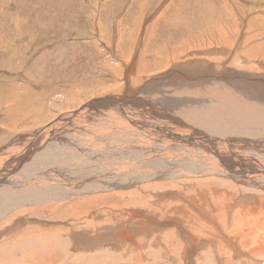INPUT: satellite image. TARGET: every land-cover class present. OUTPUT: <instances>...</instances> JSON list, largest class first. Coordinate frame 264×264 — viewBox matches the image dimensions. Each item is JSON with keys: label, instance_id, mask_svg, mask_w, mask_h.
Returning a JSON list of instances; mask_svg holds the SVG:
<instances>
[{"label": "bare ground", "instance_id": "bare-ground-1", "mask_svg": "<svg viewBox=\"0 0 264 264\" xmlns=\"http://www.w3.org/2000/svg\"><path fill=\"white\" fill-rule=\"evenodd\" d=\"M210 7L213 8V6ZM151 47L155 48V46ZM123 50L124 48L122 52ZM154 50L157 51V49ZM194 50L196 51V49ZM255 50L254 53H257ZM224 52H218L219 55L217 52L206 54L214 56H208V59L201 58L202 56L197 57L198 62L205 63L203 68L201 65L198 67L192 60L177 59L171 68H165L159 74H157L158 71L150 75L145 73L144 75H135L134 73L139 74L142 69L138 70V67H143V65L141 64L137 68L135 65V71H133V67L130 65L138 60L134 59L131 64L124 65L127 70L126 82L123 83L125 87L115 89L116 92H118L117 90L121 91L119 97L103 95L109 90L106 86L101 91L90 95L87 101L80 100L74 105L73 99H66L63 93V95L60 94V99L59 96L55 97L56 101L51 103L52 112H48L51 116L48 120L43 121L47 112L41 109H37L32 114V119L29 120L31 124H27L28 121L25 120L24 115L21 116L19 124L24 130L11 135L7 140L11 141L13 138L9 145L2 147L0 144V264H40V251L44 259L52 258L54 252L70 254V246L68 248L70 240L78 248L95 244L104 246L108 242L118 243L120 246L125 244L126 252L123 251L125 248L120 250L112 247L106 248L116 264L124 261H121L120 257H125V254H129L131 251L134 252L133 247L130 248L131 246L152 245L158 254H147L148 264L164 262L172 264L171 257L175 256L177 250L180 252L181 246H183L177 241L174 243V239L180 241L178 236L186 237L187 241L185 242H191L187 249L188 262L191 264L193 256L197 253L199 259L195 262L198 264H212V262L219 264L224 256H220L221 254L226 255L224 256L227 259L226 263L231 261L235 255H244L262 261L258 264H263L264 129L261 127L252 128L247 125L241 126L240 124L230 128L211 123H201L199 126L193 121L195 116L187 117L189 102L183 103L187 102L184 99L193 101L194 98L189 97L190 95H187L188 97L176 95L177 97H175L174 94L168 93L171 91V86L186 90L195 88L198 89V92L216 90L219 87L228 95H234L236 101H240L246 109L252 106L256 107L260 105L259 103L264 105V76H254L259 79L257 83L253 81L245 83L243 81L245 72L240 70L241 72L234 71L232 73L230 68L221 62L228 55V52L226 54ZM123 55L126 53L123 52ZM217 55L218 60H216ZM158 57L152 63L160 70L167 58L160 57L158 59ZM249 57L251 56L249 55ZM197 58H195L196 61ZM147 59L149 60L148 57ZM141 61L144 60H140V63ZM210 63L215 66H211ZM168 64L171 66L170 62ZM223 68H226V71L218 72ZM172 71L177 73H172ZM163 80L166 82L161 83ZM159 84L165 86H159ZM21 86L24 89L28 87L27 85ZM257 86L262 87V91L256 88ZM19 88L21 89V87ZM45 90L41 89L40 93L36 91L35 95L41 96L43 102H50L52 98ZM90 100H96V103H91ZM176 100L179 101L178 104ZM196 100L203 101L205 99L196 98ZM92 109L95 114L90 112ZM191 111L194 112V109ZM210 119L216 120L213 115L210 116ZM193 122L195 123L193 124ZM226 179L234 180L238 185H228L229 182L227 181L226 184ZM151 180L168 181V185H148ZM133 186L137 187L133 188ZM127 187L132 188L122 194L118 193L121 200L127 199V204L111 210L108 205L100 207L92 217L97 219L98 215L103 218L106 214L105 218L115 220L116 224L113 227L104 226L102 227L104 230L97 228L98 230L91 232L95 233L92 236L89 231L84 232L88 226H83L84 230H82L83 228L80 230L58 228L54 236L48 237L49 242L43 244L39 243L42 234L39 235L40 237L37 236L40 238H38L39 240L25 235L26 229L31 226L26 224L34 223V219L40 220L46 216L44 211L52 216H58L62 209L66 211L67 208L72 207L74 200L79 195ZM148 192L151 193V196ZM109 196L111 195L108 194ZM137 196L146 198V201L140 202ZM233 197H235V202L232 205L228 207L224 204ZM66 199L70 202H66ZM171 199L173 208L166 211ZM219 200L223 203V207L218 206L219 208L215 209L216 206H204V202H208L210 206L218 205ZM63 201L66 203H61ZM238 204L242 209L237 214L241 216L240 218H250L252 223L248 225H253L251 226L253 228L254 225L257 226L258 234L250 230L242 231L237 227L239 233L236 231L234 235L232 234L235 240L231 238L229 232H227L228 234L224 232L223 235L228 246H231L228 248L232 253L215 249L216 245L213 246L212 243V246L209 245L207 249H201L200 244H203L207 237L198 239V233L201 230L197 231L194 224L199 222L202 224V221L199 217L201 213L198 215L195 212L203 207L202 210L205 212L216 210L217 218L227 219L229 215L226 211L230 210L231 213L236 211ZM74 212L76 213V211ZM89 212L91 211L89 210ZM89 214L92 213H88V216ZM258 214L261 216L260 219H258ZM83 219L84 216L79 223H82ZM132 222L138 224H130ZM186 223L190 224L187 226L188 228L184 225ZM260 223H262V227L258 229L260 225L256 224ZM166 227L170 229H166ZM190 228H195L197 232L190 231ZM7 232L9 235L18 233L15 238L4 239ZM195 235L200 241H195ZM253 235L255 236L252 237ZM164 236L165 240L163 241ZM249 238L252 239L248 240ZM137 239L141 241L142 245L137 242ZM212 241L214 240L212 239ZM98 242L100 243L97 244ZM128 242L130 244H127ZM168 248L172 249L167 253L169 259L162 256L166 254ZM138 250L139 247L136 251ZM98 253L96 254L98 255ZM90 255L82 254L78 257H84L91 262L95 257L90 259ZM127 260L129 259L127 258ZM174 262L176 261L174 260ZM105 264H113V261L105 262Z\"/></svg>", "mask_w": 264, "mask_h": 264}, {"label": "rangeland", "instance_id": "rangeland-1", "mask_svg": "<svg viewBox=\"0 0 264 264\" xmlns=\"http://www.w3.org/2000/svg\"><path fill=\"white\" fill-rule=\"evenodd\" d=\"M210 6H213V8ZM183 7L185 9L184 11ZM200 13L202 14L201 16ZM147 43H149V45H147ZM151 46H155V48L152 49ZM121 48H124L123 52H125L126 55H123ZM154 49H157V51ZM194 49H196V51ZM254 50L257 51V53H254ZM155 52L158 54L156 55ZM214 52H224V54L228 52L226 57L223 56L225 59L219 57L223 58L221 62L229 67L232 73H234V71L245 72V76H243V81L245 83L252 81L257 83L259 79L254 76H264V0H0V141H2L0 144L2 147H4V145H9L13 140L12 138L11 141H7L10 136L24 130L21 124H19L21 116L24 115L26 117L25 120L28 121L27 124H31L29 120L32 119V114H34L37 109H41L47 112L43 121L48 120V118L51 117L48 112H52L51 103L56 101L55 97L59 96L60 99V94L63 95L64 93L63 96L66 99H73L72 103L75 105L80 102V100L87 101L90 95L94 92L101 91L107 86L109 90L103 93V95H107L108 97H119L121 91L117 90L118 92H116L115 89L125 87L123 83L126 82L125 75L127 70L124 68V65L131 64L134 59L138 60L136 63L130 65V67H133V71H135V65L136 68L141 64L143 65V67H138V70L142 68L140 70L141 73L139 71V74H134L144 75L145 73L146 75H150L158 71L157 74H159L165 70V68H171L177 59L192 60L196 62L198 67L201 65V68H203L205 67V63L198 62V58L201 56V58L207 59L208 56L214 57L213 55H206ZM248 54L251 57H249ZM218 55L216 60H218ZM156 56L167 58H165V64L163 63L165 66L162 65L163 68L160 70L152 63L153 60L157 58ZM160 57H158V59ZM195 58H197V61ZM140 60H144L145 62L141 61L140 63ZM167 61L171 63V66H169ZM216 63L219 62L216 61ZM210 64L213 67L215 66L213 63ZM223 70L226 71V68L218 72H223ZM173 71L172 73H177ZM104 81L107 82L103 83ZM164 82H166V80L161 81V83ZM21 85H27L28 87L24 89ZM160 85L162 84H159V86ZM19 87H21V89ZM171 87V91L168 93L174 94L173 96L175 97H188L187 95H190L189 97L194 98L193 101L184 99L187 102H183H189L187 117L192 118L195 116L193 121L196 123L193 122V124L195 123L200 126L201 123H211L214 125L219 124L226 126L228 128L240 124L241 126L247 125L252 128L261 127L264 129V105L261 103L256 107L252 106L246 109L240 101H236L237 99H235L234 95H228L219 87L216 90L213 89L207 92H198V89L195 88H188L186 90L176 86ZM256 88L262 91V87L257 86ZM41 89H46L45 92H48V96H51L52 100L50 102H43V98H40L41 96L37 97L35 95L36 91L40 93ZM196 98L205 100L198 101ZM90 102L96 103V100H90ZM177 102L179 103L178 100H176V103ZM216 103H218V106L215 105ZM192 109H194V112L191 111ZM203 111L207 113H203ZM90 112H94L93 114H95L93 109L92 111L90 110ZM211 115H213L216 120L210 119ZM133 157L135 158V156ZM180 177L184 178L185 176ZM225 181L226 184L229 182L228 185H238L234 180L226 179ZM148 183V185H168V181L162 180H151ZM136 187L137 186H133V188ZM131 188L132 187L114 188L108 191H98L94 194L87 193L79 195L77 196L78 198L74 200V205L67 208L66 211L62 209L60 215L52 216L47 211H44L46 216L42 217L40 220L34 219V223L28 222L26 225L31 226L26 229L25 235L38 239L40 237L39 235L42 234L40 237L41 239L39 238L40 240H38L39 243L43 244L49 242L48 237L54 236L58 228L64 230L70 228L80 230L83 226H88V230L85 228L82 230L85 229L86 231L84 230V232L89 231L91 234L89 235L92 236L95 233L91 232H94L93 230H98L97 228L103 229L102 227L104 226L113 227V225L116 224L115 220L108 217L105 218L106 214L103 218L98 215L97 219L92 217L96 213L95 211L100 207L108 205L111 210L127 204V199L121 200L118 193L122 194L130 191ZM239 193L241 194V192ZM108 194L111 196L108 197ZM148 194L151 196V193L148 192ZM94 197L96 199L93 200L92 198ZM137 197L140 202L146 201V198ZM82 199H86L87 201H83ZM65 201L70 202L67 199ZM66 202L63 201L61 203ZM219 202L218 205L213 204L212 206H210L208 202H204V206H216L215 209H218L219 207H223V203H221L220 200ZM233 202H235V197L227 200L224 204L229 207ZM236 207V211L234 210L232 213L230 210L229 212L228 210L226 211L229 215L227 218L228 220L217 218L218 216H215L216 210H209V213V211L205 212V210H202L203 207H201L198 212H195L198 215L201 213L199 217L202 221V224H199L200 222L194 224L197 231L201 230V232L198 233V239L201 237L203 239L206 237L210 239H204V243L200 244L201 249H207L212 243L213 246L216 245L215 249L232 253V251H229L230 248H228L231 246H228L226 239L224 240V232L226 234L229 232L232 239H234L232 234L234 235L236 231H238L236 233H239L241 229L242 231L250 230L257 233V226L254 225L253 228L251 227L253 225H248L252 223V220H249L250 218H240L241 216L237 214L240 213L239 211L242 209L241 206L238 204ZM171 208H173L172 199L166 211H169ZM89 210L91 212H89ZM72 211H76V213H74L79 217H76ZM79 211L83 212L80 213ZM88 213L92 214L88 216ZM82 214L84 219L82 223H79L83 217ZM33 216H35V214H33ZM233 218L235 220H232ZM260 218L261 216L258 214V219ZM231 222L233 224H230ZM130 224L138 223L132 222ZM79 225L81 226L79 227ZM184 225L187 227L190 224L186 223ZM256 225H260L258 229L262 227V223ZM195 228H190L189 230L197 232ZM166 229L170 228L166 227ZM103 230L100 231L103 232ZM18 232H16V234ZM16 234L9 235V232H7L4 239L7 237L15 238ZM44 234H47V236H44ZM64 234L63 232V235ZM254 236L255 235L252 237ZM178 238L180 241L174 239V243L177 241L182 244L183 246L181 247L184 251L182 248L180 252L177 250L175 256L171 257L173 261L170 262H172V264H191L188 262L189 254L187 253V249H189L191 242H185L187 241L186 237L178 236ZM212 239L214 241H212ZM251 239L252 238H249L248 240ZM164 240L165 236L163 241ZM195 241H200L197 240V235H195ZM137 242L141 244L139 239H137ZM99 243L100 242L97 244ZM111 243L112 242L106 243L104 245L105 247L101 246V244L96 245L94 243L95 245H88L87 247L89 248L86 246H79L78 248L75 246V243L70 240L71 245H68V248L70 246L71 249L70 254L65 252L56 253L52 250L54 252L52 260L51 257L50 259H44L40 251V264H75L76 262V264H105V262L110 263V261L116 264V261L112 259L111 254L108 253L109 251L106 248L112 247L119 250L125 248L123 251L126 252L127 247L125 244H121L120 246L118 243ZM127 244L130 243L128 242ZM143 246L144 247L140 245L131 246L130 248L133 247L134 252L131 251L129 254H125V257L119 256L121 261H124L117 264H148L146 255L158 254V252L153 249L154 246L152 245ZM138 247L139 250L136 251ZM102 249L106 250L103 251ZM170 250L172 249L168 248L166 254ZM76 253H80V255ZM81 253L91 254L90 256L92 258L90 257V259H93V257H95V259L89 262L84 257H78L82 256ZM96 253H98V255ZM166 254L162 256L169 259V255ZM198 255L197 253L193 256L194 259L192 264H198V262H195L199 259ZM223 255L226 256L225 254H221L220 256ZM224 256L219 264L262 263V261L251 259L244 255H235L233 257L234 259L232 258L231 261H227L226 263L227 259H225ZM127 258L129 260H127ZM174 260L177 263L174 262ZM223 261L224 263H222ZM167 262H169V260H167ZM161 264H165V262ZM212 264L215 263L212 262Z\"/></svg>", "mask_w": 264, "mask_h": 264}]
</instances>
